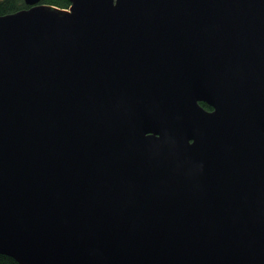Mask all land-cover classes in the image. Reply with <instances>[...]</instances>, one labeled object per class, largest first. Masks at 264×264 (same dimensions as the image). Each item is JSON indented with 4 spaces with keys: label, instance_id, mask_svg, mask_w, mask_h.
Wrapping results in <instances>:
<instances>
[{
    "label": "water",
    "instance_id": "95a60500",
    "mask_svg": "<svg viewBox=\"0 0 264 264\" xmlns=\"http://www.w3.org/2000/svg\"><path fill=\"white\" fill-rule=\"evenodd\" d=\"M23 1L0 14V255L264 264V0Z\"/></svg>",
    "mask_w": 264,
    "mask_h": 264
},
{
    "label": "trees",
    "instance_id": "16d2710c",
    "mask_svg": "<svg viewBox=\"0 0 264 264\" xmlns=\"http://www.w3.org/2000/svg\"><path fill=\"white\" fill-rule=\"evenodd\" d=\"M43 3L58 8H68V0H42ZM26 8L23 0H0V14L6 15ZM204 109L211 110L206 104H200ZM0 264H17L11 257L0 255Z\"/></svg>",
    "mask_w": 264,
    "mask_h": 264
},
{
    "label": "flooded vegetation",
    "instance_id": "af4514ba",
    "mask_svg": "<svg viewBox=\"0 0 264 264\" xmlns=\"http://www.w3.org/2000/svg\"><path fill=\"white\" fill-rule=\"evenodd\" d=\"M201 104V103H200Z\"/></svg>",
    "mask_w": 264,
    "mask_h": 264
}]
</instances>
